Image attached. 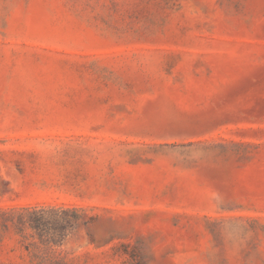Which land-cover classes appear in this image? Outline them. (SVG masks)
<instances>
[{
    "label": "rangeland",
    "instance_id": "obj_1",
    "mask_svg": "<svg viewBox=\"0 0 264 264\" xmlns=\"http://www.w3.org/2000/svg\"><path fill=\"white\" fill-rule=\"evenodd\" d=\"M10 209L0 264H264V0H0Z\"/></svg>",
    "mask_w": 264,
    "mask_h": 264
},
{
    "label": "trees",
    "instance_id": "obj_2",
    "mask_svg": "<svg viewBox=\"0 0 264 264\" xmlns=\"http://www.w3.org/2000/svg\"><path fill=\"white\" fill-rule=\"evenodd\" d=\"M22 211H25L23 209ZM16 212L15 209H10V210H0V216H13V214ZM0 227H4L3 224L0 222Z\"/></svg>",
    "mask_w": 264,
    "mask_h": 264
}]
</instances>
